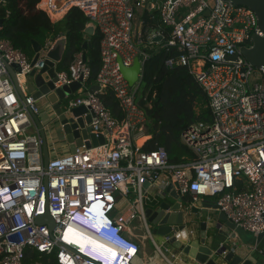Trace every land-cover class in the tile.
<instances>
[{"label":"built area","instance_id":"1","mask_svg":"<svg viewBox=\"0 0 264 264\" xmlns=\"http://www.w3.org/2000/svg\"><path fill=\"white\" fill-rule=\"evenodd\" d=\"M146 5L157 10L170 29L164 47L177 55L167 65L189 68L211 108L210 124L198 123L182 133L193 157L180 164L171 163L162 147L142 150L150 137L137 102L141 84L131 87L120 69L119 59L125 67L138 57L146 62L147 50L157 43L153 38L164 39L161 32L148 36L146 43L137 36V11ZM73 7L83 11L101 36V67L94 85L99 90L89 92L91 69L83 54L67 71L56 67L53 85L57 90L81 84L76 93L61 100V111L69 114L84 106V116L90 114L91 122L79 130L102 136L104 143L89 147L90 138H82L72 153L64 125L43 94L39 100H46L54 117L43 123L44 129L57 123L67 144L66 153L53 147L58 154L45 167L44 139L32 118L42 112L39 100L28 92L27 77L46 66L56 40L34 53L38 56L34 62V57L0 37V264H25L28 248L55 254L57 264H113L107 258L96 262L89 253L88 235L77 224L81 218H97L107 238L105 252H123L117 264H148L138 234L131 235L132 224L142 220L148 234L142 238L154 243L143 206L147 185L158 188L162 196L172 186L180 200H188L189 208L201 198L215 197L219 211L231 222L254 236L264 232V71L252 67L241 54V48L253 47L254 36L264 39L255 12L228 0H38L35 5L53 22ZM21 8L27 10L24 2ZM4 61L19 67L16 76L24 101ZM107 91L119 104L121 121L112 117L99 97ZM121 199L129 203L123 211ZM44 215L55 222L53 230L37 223ZM78 234L86 238V245L79 244ZM154 247L160 251L155 243Z\"/></svg>","mask_w":264,"mask_h":264},{"label":"trees","instance_id":"2","mask_svg":"<svg viewBox=\"0 0 264 264\" xmlns=\"http://www.w3.org/2000/svg\"><path fill=\"white\" fill-rule=\"evenodd\" d=\"M22 2L27 8L25 11L21 8ZM37 2L5 0L4 5L0 4V20H3L0 37L10 41L30 58L34 55L35 42L43 47L49 40L66 38V51L57 70H69L76 56L85 52L91 69L88 86H94L101 67V36L98 31L91 38L92 47L84 50L85 30L89 20L83 11L73 7L62 19L53 22L45 12L35 8ZM156 31L161 32L164 39L148 49L152 51L145 62L137 92V102L145 113L146 131L150 137L142 150L151 152L162 147L167 151L171 163L180 164L193 157L182 141V133L198 123L210 124L212 113L208 96L189 68L167 65V61L177 55L174 49L164 47L170 38V29L162 24L157 10L146 9L142 15V42L146 43L148 36ZM141 48H144L143 44ZM99 97L112 117L121 121L123 113L112 92L99 94ZM34 262L57 264L55 254L47 255L28 248L25 264Z\"/></svg>","mask_w":264,"mask_h":264},{"label":"water","instance_id":"3","mask_svg":"<svg viewBox=\"0 0 264 264\" xmlns=\"http://www.w3.org/2000/svg\"><path fill=\"white\" fill-rule=\"evenodd\" d=\"M236 5L246 6L252 9L257 18L261 29L264 32V0H228ZM208 15V12H207ZM3 25V20H0V28ZM86 42L83 44L84 50L92 47L91 38L96 33V28L93 24H88L86 27ZM154 41L160 42L161 38L156 36L153 38ZM67 40L66 38H59L55 41L54 47L48 54V60L46 66L36 74L35 71L29 74L27 77L28 92L36 99L39 100L43 94L47 95L48 101L53 105V110L58 116V121L64 125L63 134L66 137L68 143H70V151L75 153L76 147L80 146L83 139L90 138L91 143L88 142V146H97L104 143L102 136L98 138L90 134L88 130L80 131L79 128H84L85 123L91 122V115L87 113V109L84 106L74 108L71 113L64 114L61 111L60 104L61 100L65 99L66 96H70L76 93L80 88L81 84L76 82L68 86H63L60 89L55 90L53 83L56 80V67L62 61L66 51ZM41 46L38 43L33 44L34 53L40 50ZM152 50H148L150 53ZM241 54L254 68H259L264 71V39L257 36L253 37L252 48H241ZM38 56L34 57V62ZM236 58V56L234 57ZM83 60L87 61V55L83 53ZM120 69L125 79L128 81L131 87L136 84H141V74L144 70L145 62H141L140 58H136L134 64L131 67H125L119 59ZM4 66L8 70L12 83L15 87L17 94L21 100H25V96L19 86L16 72L19 70L17 65H8L4 61ZM99 90V86H92L89 89L91 94ZM41 137L44 139L43 155L44 165L48 166L51 159L49 150V144L47 134L44 129V125L40 117L36 114H32ZM46 182V180H45ZM159 202L153 208L145 210V216L148 223L153 227V236L163 240L164 247L170 246L173 251H178L182 256L187 257V260H192L196 264H264V247L258 250V246L264 238V232L258 236H254L250 232L245 231L243 228L238 227L236 224L231 222L224 213H220V220L223 221L229 230L230 238L235 239L243 238L245 235H252L253 246L256 249H252L250 253L246 254L243 251H239L238 245H222L217 248L210 247L209 242H218L222 235L218 233H210L207 235L206 229L209 222V218L199 222L202 219L200 215V207L207 206L206 203L198 202L197 206L189 208L188 200H180L178 194L172 190V186H168L164 195H159ZM170 197L174 200V203H170L166 200ZM214 208L219 209L216 204ZM191 217L189 219L188 217ZM199 222L201 232L198 236H194L191 232V227ZM37 223L41 225L49 226L50 230L55 228V222L49 215L41 216L37 219ZM217 229H220L217 227ZM247 245V243L243 242ZM257 254L262 255V259ZM259 255V256H260Z\"/></svg>","mask_w":264,"mask_h":264},{"label":"crops","instance_id":"4","mask_svg":"<svg viewBox=\"0 0 264 264\" xmlns=\"http://www.w3.org/2000/svg\"><path fill=\"white\" fill-rule=\"evenodd\" d=\"M146 9L152 10L150 5H146L137 11V15H136L137 18H136V22H135V32H136L137 36L141 35L142 15ZM156 32H158V31H156ZM156 32H154V33H156ZM157 43H159V42H157ZM47 110H49V106H47ZM43 114H45V113H43ZM47 118H48V116L46 114L43 115V119H47ZM42 123H44V122H42ZM148 139L149 138H147L146 140H148ZM53 147H55V149L57 151V146L54 145ZM52 151H53L52 156H55L58 154L57 153L58 151L55 152L54 148L52 149ZM146 188H147V194H146L147 197L145 198L144 203H143L144 213H145V210H147L148 208H153L154 206H156L157 202H159V200H160L158 197L159 196L158 195V188L150 187L149 185H147ZM152 195L155 196V198H156V200L154 199L155 201L151 200ZM202 201H203V203H206L207 206H205V207L202 206L199 208L200 209L199 210L200 215L202 216V219H200L199 222L206 220L205 219L206 217L209 218L210 220L208 222L207 229H206L207 235H209L210 233H218L219 235H222V238L218 242H214V243L209 242L208 245L210 247L217 248V247H220L222 245H227V246L232 247V245H238L239 251H243L246 254L250 253L252 249L254 250L256 248L253 246L254 244L252 241V238H253L252 235H245L243 238H238V237H236L235 239L230 238L231 233H229V230L226 227L225 223L220 220V213L221 212L219 211V209L213 207L214 205L217 204V198L205 197V198H201L200 202H202ZM128 205H129L128 201H126L124 199H121L119 202V208L121 211L126 210ZM188 218L191 219L190 215ZM135 222H136L135 224H132V228H131L132 234L131 235H133V233L138 234L137 239L141 241L142 247H143L144 253H145L143 258H147L149 260L148 264L149 263L150 264H196L192 260H189V259L187 260V257L182 256L180 252L173 251L170 246H165V250H163V246H164L163 240L158 239V238L153 236V240H154L155 245H157L160 249V251H156V249L154 247V243L152 242V240L146 241L145 240L146 238H144V239L142 238L144 236L147 237V235H148L146 232V228L141 223L142 220H135ZM199 222L190 228L193 231L194 236H198L201 232V229L199 227ZM147 223H148V221H147ZM136 226L139 227L138 231H135ZM148 227L150 229V232L153 235V227L149 223H148ZM217 227H219L220 229H217ZM243 242L247 243V245L244 244ZM262 247H264V238L257 248H258V250H260V249H262ZM257 255L259 258L262 259V257H261L262 255H260V254H257ZM262 260L264 263V259H262Z\"/></svg>","mask_w":264,"mask_h":264},{"label":"clouds","instance_id":"5","mask_svg":"<svg viewBox=\"0 0 264 264\" xmlns=\"http://www.w3.org/2000/svg\"><path fill=\"white\" fill-rule=\"evenodd\" d=\"M77 224L83 229V231L88 235L89 253L94 256L96 262H102L107 258L108 261H112L113 264H117L120 260L123 252L113 249L108 253L105 252L104 245L107 242V238L104 237L102 231L100 230V223L97 218H81L77 221ZM136 247H134L135 249ZM111 252V254H109ZM138 250L134 252L132 256L137 254ZM109 254V255H108Z\"/></svg>","mask_w":264,"mask_h":264},{"label":"rangeland","instance_id":"6","mask_svg":"<svg viewBox=\"0 0 264 264\" xmlns=\"http://www.w3.org/2000/svg\"><path fill=\"white\" fill-rule=\"evenodd\" d=\"M33 57H34V55H33ZM37 104L41 108L42 114H40V119L42 120V122L47 123L48 121H53L54 117H51V116H53V114L51 115V113H53V112L51 111L50 108H49V110H47L46 100H39L37 102ZM43 113H45L48 116L47 119H43V115H45ZM46 132H47V139H48L49 150H50L51 156L53 155L52 149H53L54 145L57 146V149L60 153H66L67 152L66 140L63 139V134L60 133L57 123H53L51 126H48L46 129ZM154 199L156 200L155 196L152 195L151 200L155 201ZM166 200L169 201L170 203H174V200L170 197H167ZM163 250H165L164 246H163Z\"/></svg>","mask_w":264,"mask_h":264},{"label":"bare ground","instance_id":"7","mask_svg":"<svg viewBox=\"0 0 264 264\" xmlns=\"http://www.w3.org/2000/svg\"><path fill=\"white\" fill-rule=\"evenodd\" d=\"M77 240L79 241L80 245H86L87 241L86 238H84L83 236H81V234H78Z\"/></svg>","mask_w":264,"mask_h":264}]
</instances>
